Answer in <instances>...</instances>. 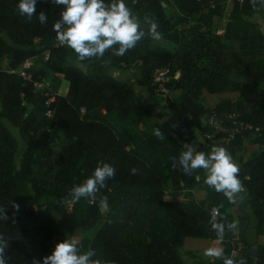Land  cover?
Listing matches in <instances>:
<instances>
[{"label": "trees", "instance_id": "trees-1", "mask_svg": "<svg viewBox=\"0 0 264 264\" xmlns=\"http://www.w3.org/2000/svg\"><path fill=\"white\" fill-rule=\"evenodd\" d=\"M227 1L125 0L145 31L146 20L158 24L162 39L146 35L122 57L106 53L103 59L110 63L105 64L95 58L78 62L72 49L56 45L53 24L61 6L53 0H37L31 20L17 12L19 0H0V60L11 55V65L0 68V209H7L9 217L0 221V234L9 241L7 264H32L33 257L42 261L58 241L95 224L94 235L80 248L94 249L93 259L101 264H185L179 252L185 238L218 239L209 223L213 210L226 226L220 239L224 255L264 264V243L252 242L264 234V149L239 165L254 220L251 240L248 216L240 215L238 234L232 236L227 225L234 224L230 209L236 203L204 183V170L188 176L172 167L171 158L184 151L174 134L179 128L212 134L205 136L199 151L225 145L219 140L225 134L206 124L213 112L237 113L239 120L258 128L251 140L264 145V31L250 20L258 12V0L255 6L250 0H232L219 34L215 18ZM40 11L46 13V24L38 20ZM27 59L32 65L27 69L30 78L24 79L18 71ZM133 66L138 68V91L112 70L130 71ZM162 66L170 68L168 94L151 84L153 71ZM47 75L55 88L49 106L44 89L34 84ZM61 78L67 83L63 94L57 92ZM203 89L237 92L238 97L210 107ZM171 93L178 95L176 100ZM144 95L151 97L148 105ZM164 107L178 109L180 123L170 132L144 119L152 109ZM6 123L17 129L19 139ZM249 131L229 141L231 155ZM102 162L114 166L115 176L97 200L73 201L69 190ZM192 189L205 194L196 199ZM101 197L107 198V209ZM210 264L223 260L213 258Z\"/></svg>", "mask_w": 264, "mask_h": 264}, {"label": "clouds", "instance_id": "clouds-1", "mask_svg": "<svg viewBox=\"0 0 264 264\" xmlns=\"http://www.w3.org/2000/svg\"><path fill=\"white\" fill-rule=\"evenodd\" d=\"M253 6L256 0H250ZM37 0H19L17 12L31 20L37 15ZM53 3L61 6L59 19L53 24L56 40L60 45L67 46L74 51L78 62H85L93 58L102 63H110L103 58L111 52L112 56L122 57L147 35L153 40L162 39L158 31V24L152 20H146L147 31L139 19L126 5L125 0H53ZM41 24L47 23L44 11L38 14ZM157 136L161 132L157 129ZM184 151L178 158L172 157L173 169L179 168L185 175L191 176L196 170H204L206 173L204 183L223 193L231 203H237L243 199L244 184L240 178V168L234 162L228 150L222 146H213L209 153L197 151L193 144L185 143ZM135 174L137 169H131ZM115 168L109 163L102 162L82 184L74 185L68 193L73 201L81 198L90 201L97 200L100 189L106 186V182L115 176ZM100 204L107 209L106 197L100 198ZM16 209L19 205H14ZM7 209H0V221L8 220ZM216 210L212 211L209 223L216 232L218 239H223L225 224L221 222ZM232 224L227 228L231 229ZM9 241L0 234V264H7L6 249ZM95 250L89 248L81 251L80 242L74 238H66L58 241L51 253L41 260L33 257L32 264H101L94 260ZM204 255L210 258L222 259L223 264H246L244 258L236 260L226 257L220 247L205 249Z\"/></svg>", "mask_w": 264, "mask_h": 264}, {"label": "crops", "instance_id": "crops-1", "mask_svg": "<svg viewBox=\"0 0 264 264\" xmlns=\"http://www.w3.org/2000/svg\"><path fill=\"white\" fill-rule=\"evenodd\" d=\"M232 0H228L227 3H231ZM241 1V0H239ZM226 8L231 10V6L226 5ZM258 12L250 17V20H252L257 27H259L261 30L264 31V18H263V11H264V0H258ZM230 12V11H229ZM228 12V13H229ZM225 24V23H224ZM220 26L217 29V33L222 34L223 32V26ZM262 86L264 87V81L262 83ZM202 95L205 99V103L208 104L210 107H214L216 103L223 101V100H235L238 97L237 92H223V93H208L206 90H202ZM151 101V97L149 95H145L143 99V103L145 105H148ZM178 109L176 110H170L166 107L157 109L153 111L155 121L160 124L167 132H170L171 129L180 123V119L178 116ZM187 119L185 116H181V119ZM174 134L176 137L180 140L182 145L184 146L185 143L193 144L197 151H199V146L202 142H204L205 136L200 134L198 131H191L187 132L186 130L179 128L177 129ZM253 133L249 132L246 137L243 138L242 143L235 147V152L232 156L234 162L239 166L242 162L246 161L248 158H250L251 154L253 152H256L260 149H264V145H259L258 143H254L251 140ZM229 141H222L225 145L223 146L228 150V152L231 154V147L229 146ZM214 145H211L209 152L211 151V148ZM201 191V196L198 198L196 196V192ZM193 195L196 199H200L204 196L205 191L203 189H192ZM243 199L238 200L236 205L238 207V213L233 215V221L236 226V236L238 234V222L240 220V215L242 216H248V222H249V230L250 233L247 234L249 240L254 239V231L255 227L253 218L249 217V208L247 204L248 200V192L244 191L242 194ZM262 235V234H261ZM258 236V235H257ZM256 236V237H257ZM209 247H220L223 249V244L220 239H214L209 240L205 238H193V237H187L184 239V243L182 248L179 249L180 254L183 257V260L185 264H194L195 261H201L203 264H210L213 258L207 257L204 255L205 249ZM236 255V252L233 253ZM190 256L188 261L186 260V257Z\"/></svg>", "mask_w": 264, "mask_h": 264}, {"label": "built area", "instance_id": "built-area-1", "mask_svg": "<svg viewBox=\"0 0 264 264\" xmlns=\"http://www.w3.org/2000/svg\"><path fill=\"white\" fill-rule=\"evenodd\" d=\"M56 45H60L58 41L56 42ZM48 56V53L46 52L45 57ZM32 65V61L30 59H27L22 64V67L19 69V74L24 79H29L30 75L27 73V69ZM11 72H14V70H11ZM170 79V68L169 66H162L156 68L151 77V84L154 87V90L157 92H162L164 94L170 93L169 89L166 86V83ZM35 86L39 88L44 89V94L47 96L45 100V105L49 106L50 102L53 100L52 97V87L51 85L44 79H41L39 81H36ZM84 110L81 109V112ZM46 114L48 116L52 115L51 110H47ZM225 122L227 124H225ZM206 124L213 129L214 133H223L225 134L222 136L219 140L220 141H228L232 140L237 134L241 133L243 130H250L249 132H255L258 130L257 127L253 128L252 125L246 124L243 121L238 119L237 113L234 112H226L223 114V116H218L216 113H211L210 116L207 118ZM212 134H206V137H210Z\"/></svg>", "mask_w": 264, "mask_h": 264}, {"label": "rangeland", "instance_id": "rangeland-1", "mask_svg": "<svg viewBox=\"0 0 264 264\" xmlns=\"http://www.w3.org/2000/svg\"><path fill=\"white\" fill-rule=\"evenodd\" d=\"M232 3V1H231ZM231 3H224L223 5V13L218 16L217 18H215V26L217 27L216 30L222 26L226 20H227V17H228V12L230 11L228 8H226V5H229L231 6ZM186 26V25H185ZM0 33L2 34L3 32L0 30ZM35 65H39V61L38 59L36 58L35 59ZM11 65V55L10 54H5L1 60H0V68H7V66H10ZM112 70H115V75L119 78V79H123L125 81H127L128 83H131L133 84V87L136 91L139 90V87L137 85V80L139 78V75H138V68L136 66H133L130 71H127L125 69H122V68H118V67H113ZM232 77H235V75L233 74ZM44 81L46 82H50V85L52 86V91L55 90L54 88V84H53V81L52 79L50 78V76H45L44 77ZM66 81L61 78L57 84V92L60 93V94H63L66 92ZM39 88V87H38ZM145 96V95H144ZM144 96H142V101L144 99ZM177 94L176 93H171V97H172V100H176L177 99ZM153 109H152V113L151 115H148L146 117H144V119L147 120V122L149 124H154V123H157L155 121V117H154V114H153ZM8 125V127L10 128V130L13 132V134L17 137V139H19L18 137V132H17V129L11 125H9L8 123H6ZM218 141H216L217 143ZM216 146V145H215ZM21 149H19L17 155H16V160H18V157H19V153L21 152ZM170 192V191H169ZM201 191H198L196 192V196L199 198L201 196ZM66 206L68 208H71L72 206V202H67L66 203ZM230 212L232 213V215H235L238 213V207L237 206H233L231 209H230ZM99 224H95L94 227L90 230H81V231H77L76 233H74L73 235H70L68 236V238H74V239H77L79 242H80V247L83 249L86 247L87 245V242L88 240L94 235L96 229L98 228ZM256 241L257 243H264V234H258V236L256 237V240H252V242ZM190 256H187L186 257V260L188 261ZM201 263V261H195L194 264H199Z\"/></svg>", "mask_w": 264, "mask_h": 264}, {"label": "water", "instance_id": "water-1", "mask_svg": "<svg viewBox=\"0 0 264 264\" xmlns=\"http://www.w3.org/2000/svg\"><path fill=\"white\" fill-rule=\"evenodd\" d=\"M232 236L236 237V226L235 225H233L232 227Z\"/></svg>", "mask_w": 264, "mask_h": 264}]
</instances>
